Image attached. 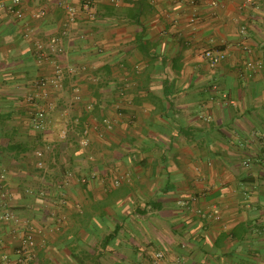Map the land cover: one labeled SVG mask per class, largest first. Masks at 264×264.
Returning a JSON list of instances; mask_svg holds the SVG:
<instances>
[{
  "label": "crops",
  "instance_id": "0c3cea01",
  "mask_svg": "<svg viewBox=\"0 0 264 264\" xmlns=\"http://www.w3.org/2000/svg\"><path fill=\"white\" fill-rule=\"evenodd\" d=\"M10 4L0 264H150L155 251L161 264H264V0H21L25 21ZM54 40L62 53L38 62L37 42ZM206 50L225 59L211 67ZM69 65L34 128L33 82Z\"/></svg>",
  "mask_w": 264,
  "mask_h": 264
},
{
  "label": "built area",
  "instance_id": "2783aa9c",
  "mask_svg": "<svg viewBox=\"0 0 264 264\" xmlns=\"http://www.w3.org/2000/svg\"><path fill=\"white\" fill-rule=\"evenodd\" d=\"M251 1L252 0H246V3H250ZM20 3L21 0H11L9 10L16 19L25 21L26 15L24 11L20 8ZM67 12L71 17L75 15V11L72 8L68 7ZM45 15H46V11L43 9L34 12L32 14H29V19L30 20L40 19ZM31 32L32 30L30 29L29 24L26 22L25 35L28 36ZM240 33L241 35L245 34L244 28H241ZM36 48H37L38 62L51 61L53 57L62 53V47L57 40L52 41L50 44L37 42ZM244 50L249 51L248 48L246 47H244ZM203 57L208 61L211 67H214L225 59V53L222 50H206L203 53ZM253 66H254L253 62L249 61L247 63L248 68L249 67L252 68ZM74 72H75L74 67L70 65L66 66L64 70L63 68L61 69L59 66H55L52 76L38 78L33 82L34 90L26 97V102L29 105L34 106L36 108L35 114L31 117V123L34 128L42 127V124L46 119L49 107L52 106V102H51L52 95L62 89V82L65 78V75L72 74ZM73 100L74 101L80 100L78 89L73 90ZM62 134L63 136L65 135L64 132H62ZM82 134L86 135L87 129L83 128ZM86 143H87L86 140L82 141L83 146L86 145ZM36 157L38 159L37 166L39 168H42L44 164L42 152L38 151L36 153ZM83 181L85 182V180ZM10 216H11L10 213H5L2 216V218L7 220ZM32 244H33V239L31 235H26L21 239L18 253L22 254L24 251H27V249ZM162 259H163L162 252L159 251L154 252L150 255V264H161Z\"/></svg>",
  "mask_w": 264,
  "mask_h": 264
},
{
  "label": "trees",
  "instance_id": "16d2710c",
  "mask_svg": "<svg viewBox=\"0 0 264 264\" xmlns=\"http://www.w3.org/2000/svg\"><path fill=\"white\" fill-rule=\"evenodd\" d=\"M231 237H235V235L233 234V235H231ZM155 252H157V251H155ZM160 252V251H159ZM154 253V252H153ZM152 253H150L149 254V259H150V255H151ZM149 263H150V260H149Z\"/></svg>",
  "mask_w": 264,
  "mask_h": 264
}]
</instances>
